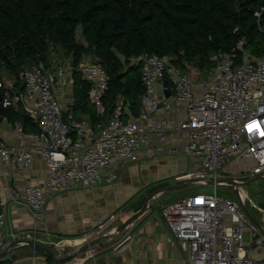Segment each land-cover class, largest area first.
I'll list each match as a JSON object with an SVG mask.
<instances>
[{"label":"built area","instance_id":"2783aa9c","mask_svg":"<svg viewBox=\"0 0 264 264\" xmlns=\"http://www.w3.org/2000/svg\"><path fill=\"white\" fill-rule=\"evenodd\" d=\"M262 9L264 6L255 15L260 16ZM246 43L243 36L231 50L212 54L208 62L215 65L202 70L186 63L189 70L183 72L169 55L156 52L135 59L141 63L144 86L139 111L118 96L108 113L105 94L110 74L89 55L73 65L70 59L62 62V58L55 64L34 62L23 67L20 83L16 75L3 74V107L22 104L39 129L25 131L17 122L20 135L31 141L29 145L0 142V182L6 165L29 168L36 154L47 162L49 175L43 182L3 193L0 251L9 245L3 229L7 202H19L41 218L48 195L103 180L113 182L118 178L117 164L123 161L179 152L199 157L200 165L177 179L197 181L200 186L213 184L212 190L199 189L161 204V213L173 236L185 247L188 262L264 264V207L252 202L262 214L257 221L247 207L248 194L242 196L239 191V185L244 186L239 177L232 183L238 199L218 192V185L231 183L218 179V169L230 157L253 161L240 173L264 175V54L253 53ZM75 70L88 82L87 100L98 115L95 122L89 115L65 117L78 102V94L70 92L68 80ZM114 218L115 214L103 217L99 227ZM112 230L119 233L116 227ZM11 235L35 238L26 231ZM90 238L86 234L77 243L85 244ZM128 238L117 242L115 249L125 246ZM79 247L75 256H81L83 264H96L93 245ZM82 250L85 254H79ZM253 251L260 257L253 256ZM0 264L26 263L8 260Z\"/></svg>","mask_w":264,"mask_h":264},{"label":"trees","instance_id":"16d2710c","mask_svg":"<svg viewBox=\"0 0 264 264\" xmlns=\"http://www.w3.org/2000/svg\"><path fill=\"white\" fill-rule=\"evenodd\" d=\"M263 6L264 0H0V77L6 68L20 83L19 68L38 61L48 65L56 44L69 56L73 52L75 64L89 55L106 67L108 113L118 96L136 110L144 91L143 55H169L180 67L191 63L202 70L212 54L231 50L243 36L253 53L264 54V9L255 15ZM73 74L78 93L87 92L88 82ZM88 104L76 102L72 116L84 108L92 122L98 120ZM4 117L37 130L22 104L3 107L0 122Z\"/></svg>","mask_w":264,"mask_h":264},{"label":"crops","instance_id":"0c3cea01","mask_svg":"<svg viewBox=\"0 0 264 264\" xmlns=\"http://www.w3.org/2000/svg\"><path fill=\"white\" fill-rule=\"evenodd\" d=\"M76 80L74 74L69 78V89L74 95L78 94ZM74 106L75 104L68 112L70 115L75 112ZM76 112L77 119L89 115L84 108H78ZM34 121L36 122L35 119ZM0 124L1 143L7 146H28L31 142L20 135L17 122L12 123L4 117ZM38 129L37 125L36 131ZM252 163L251 159L231 158L222 169H231L237 173L236 177L243 178L240 175L246 173L240 171ZM199 165V157L179 152H165L137 161H123L117 164L118 178L113 182L103 180L91 186L73 187L48 195L41 218L35 216L29 207L11 200L5 206L3 225L8 244L17 238L11 235L12 232L22 235L26 231L36 239L56 247L65 257L59 263L42 248L31 243L18 242L0 262L11 260L26 264H83L81 256L69 254L76 253L79 246L82 248L84 244L79 245L77 241L89 234L91 238L87 242L94 237H101L99 241L91 244L96 249V264H190L186 259L185 247L173 236L161 213V204L171 201L163 198L167 189L150 200L149 206L129 224L121 239L113 237L115 234L110 226L126 220L140 209L146 196L153 190L173 184L174 181H186L177 179V176L195 171ZM48 175L47 162L37 154L29 168L6 165L3 180L0 182V200L4 192L22 189L29 183L43 182ZM205 187L204 190H207ZM111 214H115V220L109 221L103 228L99 227L100 220ZM127 237L130 239L127 244L115 249V244ZM79 254H85V251L82 250Z\"/></svg>","mask_w":264,"mask_h":264},{"label":"rangeland","instance_id":"374dc122","mask_svg":"<svg viewBox=\"0 0 264 264\" xmlns=\"http://www.w3.org/2000/svg\"><path fill=\"white\" fill-rule=\"evenodd\" d=\"M78 38L79 39L81 38L80 34H78ZM49 55H50L49 56L50 62L53 64H55V62H57L60 58H62V62H66L69 59L70 60L72 59L71 58L72 56L65 54L64 49L60 45H56V44L51 45ZM56 56H58V57L55 58ZM180 68L183 72L189 70V68H187V67H180ZM3 73L8 74V75H14L9 70H7L6 68L3 69ZM20 80L22 81L21 78H20ZM68 80H69V78H68ZM53 91L55 94H57L54 89H53ZM88 103H89L88 104L89 106L92 105L94 107V105L92 103H90V102H88ZM65 116L68 119L66 114H65ZM229 159H231V157ZM240 163H242V162H240ZM225 167L228 168L227 166H225ZM262 170H264V169H262ZM218 173H219L220 178H234L237 175V173L231 171V169L226 170V169H222V167L218 169ZM260 173L261 172H258L253 176H249V173L240 175V177H243L241 179L244 181L254 177V179L251 180L249 183H245L244 187L247 190V194H248L249 198L252 200L251 201L249 198H247V207L250 210V212L252 213V215L257 219V221L260 220L262 214H261L260 210H258V208L253 205L252 202H255L257 205L264 207V175H262ZM176 182L177 181H174L172 183L174 184ZM211 188L213 189V184L206 185V187H205V189H207L206 191H209ZM239 188H240L239 191H240L241 195L243 196V192H242L243 189L240 186H239ZM199 189L204 190V186H200L197 183V181H191L184 186L168 188L167 192L164 194L163 198H166V200H172V199H175L177 197H181L183 194H188L192 191L194 192V191L199 190ZM218 192L221 194H224V195H229L232 198L238 199L237 191L234 187V184H232V183H226V184L218 185ZM112 232L115 234V237L118 239H121V236L125 233V232L124 233H122V232L118 233L117 231H112ZM109 233H110V231H109ZM244 239L246 241L249 240V233L247 231L245 232ZM251 254L255 257H260V254L257 251H253Z\"/></svg>","mask_w":264,"mask_h":264},{"label":"water","instance_id":"95a60500","mask_svg":"<svg viewBox=\"0 0 264 264\" xmlns=\"http://www.w3.org/2000/svg\"><path fill=\"white\" fill-rule=\"evenodd\" d=\"M71 64L73 65L74 64V58H73V52L71 53ZM215 65V62H212V63H208L206 64V67H211V66H214ZM22 69L23 67L21 66L18 70V72H22ZM78 82H81L80 79H78ZM167 94H170V90L167 89ZM2 94L0 93V115L2 114V111H3V105H2ZM87 101V92L85 89H81L80 92L78 93V102L79 103H83ZM140 105H141V98H138L137 99V102H136V108H137V111L140 110ZM218 179H224V180H227L231 183L235 182V178H218ZM253 178L251 179H248V180H243L242 183L245 184V183H249L251 180H253ZM189 182V180H186L184 182H179V183H174V184H169V185H166V186H162V187H159L155 190H153L152 192H150L146 198H145V201L142 205V207L140 209H138L137 211H135L133 214H131L126 220L120 222V223H113L110 227H116L119 232H126L128 230V227H129V224L135 220L139 215H141L145 210L146 208L149 206V203H150V200L159 192L163 191V190H166L168 188H173V187H180L182 185H186L187 183ZM101 239V237H97L87 243H85L83 246H82V249H86L89 245L99 241ZM26 241L27 243H31L39 248H42L43 250H45L48 254H50L51 256H53L55 258V260H57L59 263H62V260L65 256H62L58 249L56 247H53L52 245H49V244H46L45 242L41 241V240H38L36 238H33V237H26V238H16L15 240H13L6 248H4L2 251H0V259L3 258L5 255H7L9 253V250L10 248L15 245L16 243L20 242V241ZM70 256L71 255H75V253H72V254H69Z\"/></svg>","mask_w":264,"mask_h":264},{"label":"bare ground","instance_id":"6f19581e","mask_svg":"<svg viewBox=\"0 0 264 264\" xmlns=\"http://www.w3.org/2000/svg\"><path fill=\"white\" fill-rule=\"evenodd\" d=\"M197 179V178H196ZM240 187H242V192H243V196H246L247 190L245 189V187L243 185H239ZM111 245V244H110Z\"/></svg>","mask_w":264,"mask_h":264},{"label":"snow or ice","instance_id":"6c2138e0","mask_svg":"<svg viewBox=\"0 0 264 264\" xmlns=\"http://www.w3.org/2000/svg\"><path fill=\"white\" fill-rule=\"evenodd\" d=\"M257 127H259V125H257ZM261 134L264 135V132H262Z\"/></svg>","mask_w":264,"mask_h":264}]
</instances>
